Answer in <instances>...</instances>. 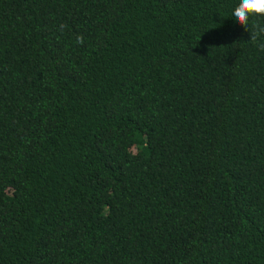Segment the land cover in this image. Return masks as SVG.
I'll use <instances>...</instances> for the list:
<instances>
[{"label": "trees", "instance_id": "obj_1", "mask_svg": "<svg viewBox=\"0 0 264 264\" xmlns=\"http://www.w3.org/2000/svg\"><path fill=\"white\" fill-rule=\"evenodd\" d=\"M239 2L0 0V264H264Z\"/></svg>", "mask_w": 264, "mask_h": 264}, {"label": "clouds", "instance_id": "obj_2", "mask_svg": "<svg viewBox=\"0 0 264 264\" xmlns=\"http://www.w3.org/2000/svg\"><path fill=\"white\" fill-rule=\"evenodd\" d=\"M234 25L250 32V37L255 40L260 33H264V28H259L254 32L250 29V20L255 17H264V0H240L239 4L232 12ZM79 43H83V37L77 38Z\"/></svg>", "mask_w": 264, "mask_h": 264}]
</instances>
